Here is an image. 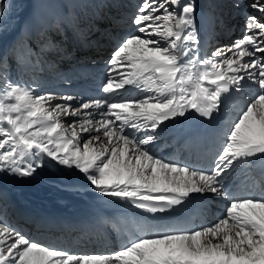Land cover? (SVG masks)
<instances>
[{"label": "snow or ice", "instance_id": "1", "mask_svg": "<svg viewBox=\"0 0 264 264\" xmlns=\"http://www.w3.org/2000/svg\"><path fill=\"white\" fill-rule=\"evenodd\" d=\"M248 7L262 15L247 17L245 35L202 57L194 0H142L132 18L136 34L123 37L107 61L105 97L78 106L74 96L53 104L56 95L0 76V172L31 177L47 157L79 170L100 194L153 214L193 194L228 199L214 223L147 233L108 254L43 245L0 222V264H264V183H228L244 166L264 164V55H257L264 54V0ZM131 90L144 95H126ZM245 93L243 103H230ZM230 107L235 114L207 170L166 161L149 147L167 121L189 111L212 119ZM97 109L102 119L94 123Z\"/></svg>", "mask_w": 264, "mask_h": 264}, {"label": "bare ground", "instance_id": "2", "mask_svg": "<svg viewBox=\"0 0 264 264\" xmlns=\"http://www.w3.org/2000/svg\"><path fill=\"white\" fill-rule=\"evenodd\" d=\"M28 1L29 0H19L17 3H6L5 6H3V8L0 10L3 13L2 15H0V76H8V74L6 73L2 74V71L6 69L9 73L8 79H10V81L14 83H17L14 75L21 69H24L22 68L21 63L35 52L38 44H40L42 48H45V45H47L48 48L45 49L50 50L46 51V55L48 56H46V59L50 62H53V65H46L43 62L35 60V66L32 68H28L27 82L18 84L31 87L37 94L52 93L56 95L57 99L53 101V104L64 103V101L60 100L59 97L67 96L62 95V93L70 91L72 89L75 94L73 96L77 98L76 100L71 102L74 106L92 99H101L97 98L96 96L98 92H102V85L100 84H89L90 86H93L95 92H83L82 80L86 79L90 72H92L93 70L90 68H85L82 63L72 66H67V64H64V66L66 67V72L61 74L57 73V75L59 79H66L68 77V81L66 82H64L63 80H53L51 82H45L39 76L40 69L54 68V66H56L55 64H57V57L52 55V53H57V51L52 50L54 48L49 45L50 43L42 40L43 36L50 34L51 29L50 27H45L43 29L41 28V26L46 24L47 22L49 23L51 20L55 21L54 19L56 17H60V19H62L64 15L63 13H65L68 6L71 8H73V6H78V12L83 15L84 19L103 22L107 24V22L112 21L110 19L106 20L102 15H100V13H103L102 9L109 8L112 12H115L113 16H117V14L121 15L120 7L122 6H120V3L112 2L111 0H93L91 2H89L88 0V2H82L80 0H61L69 2V5H66L67 7L63 6V8H61L58 7L57 3L53 6H46V2L43 3L39 0H32L30 5L28 4ZM76 2L83 7L77 5ZM194 2L196 5L195 13L200 11L201 6L207 5V0H194ZM252 2L253 0H241L236 10V15L240 19L246 20L247 16L250 15H254L257 17H260L262 15L259 11L253 10L248 7V5ZM33 4L34 6L32 7ZM132 14H134V9L131 6L124 14V17L130 18ZM54 16L56 17L54 18ZM118 21L122 23V17H118ZM224 22L225 20L222 21V24L218 29H213V33L217 32L223 34L229 32L230 28H227ZM195 26L196 32L201 30V28L196 25V22ZM239 26L240 22L237 23L235 28L237 33L240 31ZM82 32L83 34L77 33V38L73 37V35L64 37V39L68 43H64L65 48L74 49L75 51L69 57H74L76 55L86 57L89 55L91 47L94 46L96 42H101V40H98L96 36L88 35L89 32H87L86 30H82ZM213 33H209V37H211ZM22 37L31 39V44H27L23 48L22 53H18L17 58H15L13 51L11 52V50H13L12 48L16 46V42ZM56 38H62L60 32L57 33ZM240 38H242V36L237 39L226 40V44L224 47L231 46L234 41ZM106 51H104L103 53L105 54ZM95 52L98 51L95 50ZM40 53L42 54V51ZM257 55L260 56L264 54L257 53ZM3 56H8V59L9 57H12L13 59H11V62H6ZM104 59H106V57ZM8 64H10L11 69L5 68V66H7ZM99 72L102 73V75L107 76L108 70L99 69ZM35 76H39L40 80L37 81V79H35ZM72 79L74 80L72 81ZM131 91L135 92L134 90ZM135 95L142 96L144 95V93L138 92L135 93ZM100 111L102 110H93V116L91 118L93 119L94 123L97 120L102 119V117L99 116ZM192 113H194V111H192ZM61 119L64 120L65 123H67L69 119L77 118L62 117ZM165 129V124L161 125V128L157 130L158 137H160L162 134L160 130L164 131ZM127 131L131 133L133 130L127 129ZM93 135H95V133H93ZM157 140H159V138ZM149 147H151L153 151H156L157 155L160 156L155 145L153 146L152 144ZM261 166L264 167V164H262ZM238 171L240 173L248 175L250 174L251 169L248 166H244ZM0 176L4 180H6L9 186L13 187L15 193L22 201L31 205L43 204L45 205V207H70L73 209H78L95 204L98 198L103 196L95 189L94 186L90 184L85 175L79 170L75 169L74 167L69 168L59 165L55 161H50V159L47 157L44 158V166L37 168L36 173H34L31 177H18L6 172H0ZM214 195L217 196L216 194ZM2 200L4 201L5 198L2 197ZM2 204L4 203L0 200V208ZM216 216L217 215L211 211V216L207 223H214Z\"/></svg>", "mask_w": 264, "mask_h": 264}, {"label": "rangeland", "instance_id": "3", "mask_svg": "<svg viewBox=\"0 0 264 264\" xmlns=\"http://www.w3.org/2000/svg\"><path fill=\"white\" fill-rule=\"evenodd\" d=\"M18 1H19V0H4L3 6H5L6 3H17ZM31 1H32V0H29V3H30ZM39 1L44 3L43 0H39ZM60 1H61V0H49V1L47 0V1H45V2L47 3L46 6H53V5L56 4V3H57L58 6H59L60 4L63 3L61 8H63V6L65 7L66 5H67V6L69 5V2H68V1H61V2H60ZM80 1H82V2H88V1L91 2V1H93V0H88V1H87V0H80ZM96 1H97V0H96ZM125 1H126V2H127V1H129V2H133V3L135 2L134 0H125ZM210 1H213V0H210ZM53 2H54V3H53ZM70 2H71V1H70ZM77 2H78V1H77ZM77 2H76V4L79 5ZM30 5H31V3H30ZM33 6H34V4L32 5V7H33ZM67 6H66V7H67ZM79 6H80V5H79ZM80 7H83V6H80ZM84 7H86V6H84ZM69 8L71 9V7L68 6V8H67L66 10H68ZM76 8H78V6L74 7L72 10L74 11V10H76ZM0 10H1V9H0ZM69 11H70V10H69ZM136 11H137V8L135 9V14H136ZM55 17H56V16H54V18H55ZM21 19H22V16H21ZM54 20H55V21L51 20L49 23L47 22L46 24L42 25L41 28L44 29L45 27H49L50 24H54V23H56L57 21H59V20H61V19H60V17H58V18L56 17ZM245 24H246V23H245V21H244V26H245ZM23 40H25V38H24V39H23V38L20 39L19 42L22 41V43H24ZM17 42H18V41H17ZM17 42H16V46H15V48H17V50H18L19 45L17 44ZM19 49H20V48H19ZM12 51H13V50H11V52H12ZM4 56H5V55H4ZM4 56H3V57H4ZM27 64H28L29 66H30V65H33V63H30L29 61H25L24 64H23V66L26 67ZM24 71H26V70L24 69ZM5 73L8 74L7 78H9V73L7 72L6 69H4V70L2 71V74H5ZM35 79H37V81L40 80V79H39V76H35ZM9 80H10V79H9ZM18 80H19V81H25L26 78L19 77Z\"/></svg>", "mask_w": 264, "mask_h": 264}]
</instances>
